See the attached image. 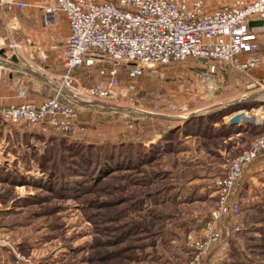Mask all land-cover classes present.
Wrapping results in <instances>:
<instances>
[{"label": "rangeland", "instance_id": "obj_1", "mask_svg": "<svg viewBox=\"0 0 264 264\" xmlns=\"http://www.w3.org/2000/svg\"><path fill=\"white\" fill-rule=\"evenodd\" d=\"M231 1L205 4L217 7ZM206 67L187 59L147 68L132 81L134 90L123 92L126 82L120 83L123 97H118L123 100L108 104L111 109L93 106L97 114L88 127H98V132L104 127L94 144L157 133L158 140L144 147H160L169 123L149 124L147 116L180 122L190 134L180 131L144 164L115 162L95 173L78 168L77 152L63 151L58 141L60 136L74 137L75 120L71 135L0 123V129L37 133L31 142L20 141L21 146L19 141L5 145L0 135V264H190L191 244L204 238L216 207L213 183L229 160L264 138V133L248 130L226 133L221 126L225 117L218 124L206 119L231 96L243 95L247 81L243 72L218 67L221 73L211 89L201 80ZM171 69V74L165 72ZM97 73L82 71L83 84L97 81ZM245 92L255 93L264 104V91L256 87ZM118 128L126 131L111 139ZM6 153L12 154L9 161ZM253 163L242 168L236 194L242 230L232 233L229 225L219 226L220 241L202 256L201 264H264V190L254 183L245 194L244 174Z\"/></svg>", "mask_w": 264, "mask_h": 264}, {"label": "built area", "instance_id": "obj_2", "mask_svg": "<svg viewBox=\"0 0 264 264\" xmlns=\"http://www.w3.org/2000/svg\"><path fill=\"white\" fill-rule=\"evenodd\" d=\"M43 8V25L65 17L70 35L64 43L63 73L53 94L41 104L26 101L16 106L0 103V122L9 126L27 125L41 133L71 135L81 104L105 106L116 100L124 72L128 83L124 92L134 90L133 80L147 68L195 59L207 67L202 82L216 88L222 69H234L247 76L246 90L264 91V81L250 75L257 64V32L264 31V0H234L231 5L209 7L204 0H51ZM17 8L23 5L14 4ZM259 22L257 28L252 22ZM258 29V30H257ZM106 64L97 75L105 82L79 85L74 71L82 67ZM219 70V71H218ZM27 84H18V95L25 98ZM260 102V98H256ZM261 104V103H260ZM243 115L245 123L264 125V104ZM241 122V123H242ZM264 152V138L247 152L229 160L213 186L216 207L202 240L193 242L190 264H201L203 255L220 241L219 226L240 232L242 208L236 194L241 170Z\"/></svg>", "mask_w": 264, "mask_h": 264}, {"label": "crops", "instance_id": "obj_3", "mask_svg": "<svg viewBox=\"0 0 264 264\" xmlns=\"http://www.w3.org/2000/svg\"><path fill=\"white\" fill-rule=\"evenodd\" d=\"M204 1L205 3L209 2L207 0ZM14 4H20L23 7L17 8ZM51 4V0H0V103L3 106H16L24 101L33 105L41 104L53 94L55 83L63 73L64 43L70 35V28L67 20L61 14L55 16L53 24L43 25V8ZM259 26V22L254 21L251 23V27L257 28ZM257 40L258 49L256 56L258 60L255 67L250 71V75L256 80L264 81V31L258 30ZM229 70L237 71L234 69ZM82 71L84 70L74 71V77L79 85H84L85 76ZM165 72L171 74L172 69L165 70ZM96 79L97 81L95 80L93 83L107 81V78H102L98 75ZM118 79L120 83L122 82V85L126 82L125 86L129 82L124 72L119 73ZM21 82L26 83L28 87L24 99H21L18 95V84ZM93 83L91 82V84ZM245 83L247 84L246 80ZM245 91H247L246 85L243 95L239 98L236 95L231 96L228 101L223 103L225 104L224 108L239 104L242 106L240 110L224 118L225 124H229V119L237 113H244L261 105L253 97L255 93ZM120 96L123 97L121 93ZM121 97L114 100L111 106L118 103L119 100H123ZM93 106H96V104H81L75 107L77 108L76 132L74 137H72L73 140L87 141V143L94 144L99 142L104 135L103 125H100V132H98L97 125H95L97 127L95 130L88 127L94 124L92 119L97 114ZM105 106L111 109L108 105ZM96 107L103 106L97 105ZM255 127H263L264 130V125ZM125 131L126 128L122 132L119 131V128L112 130L113 133H110L111 139L118 138ZM36 134L18 128L0 129V135L6 141L5 145L13 141L16 143L19 141L17 144L21 146L22 142L20 141L29 139L28 142H31L33 141L31 138ZM158 138V134L155 133L147 144L155 143ZM9 155L12 154L6 153L4 159ZM7 160L9 161V159ZM244 181L247 184L245 188L246 197L249 187L254 183L264 190V156L257 158L246 169ZM262 196L264 198V193Z\"/></svg>", "mask_w": 264, "mask_h": 264}, {"label": "trees", "instance_id": "obj_4", "mask_svg": "<svg viewBox=\"0 0 264 264\" xmlns=\"http://www.w3.org/2000/svg\"><path fill=\"white\" fill-rule=\"evenodd\" d=\"M104 66L95 65L92 67H82L79 70H90V69H99L103 68ZM241 105H234L228 108H222L216 113L208 116L206 119L209 122H214V124H218V122L223 117L229 116L233 112H236L241 109ZM149 124H161L164 123L169 125L164 128L161 133V145L160 147H151L150 149H146L144 146L147 142H149L154 134L145 136L144 138L135 136H128L126 140H121L118 143H98V144H91L85 141H78L73 140L71 138H67L65 136L59 137V143H62L63 151H67L68 153L77 152L79 157L78 162L76 163L78 168H82L84 170H91L94 169V173L98 170H103L105 167H109L111 164L116 162L117 166L122 164H129L135 165V162H140V164H144L147 161H151V156L154 155L159 149L160 151L163 150L164 145L162 144H170L169 142L176 138L178 133L181 131L184 136H190L189 133L186 131L183 132L180 122L164 120L158 117H150L147 116ZM193 122V119L189 120L188 122H183V127L187 126V124ZM148 124V123H147ZM221 126L226 133H230V135L240 134L241 131H250L256 132V134L263 133V127H251V126H242V125H230L222 123ZM174 134V135H173ZM63 135V134H62ZM147 135V134H146ZM136 142H134V140ZM57 140V139H55ZM165 145V146H167ZM126 147V148H124ZM131 148V150H130ZM105 168V169H107ZM75 171V169H73ZM76 173V171H75ZM95 175V174H93Z\"/></svg>", "mask_w": 264, "mask_h": 264}, {"label": "water", "instance_id": "obj_5", "mask_svg": "<svg viewBox=\"0 0 264 264\" xmlns=\"http://www.w3.org/2000/svg\"><path fill=\"white\" fill-rule=\"evenodd\" d=\"M242 121H243V115L238 113L229 119V124L236 125L238 123H241Z\"/></svg>", "mask_w": 264, "mask_h": 264}, {"label": "bare ground", "instance_id": "obj_6", "mask_svg": "<svg viewBox=\"0 0 264 264\" xmlns=\"http://www.w3.org/2000/svg\"><path fill=\"white\" fill-rule=\"evenodd\" d=\"M247 97V96H246ZM184 119V118H183Z\"/></svg>", "mask_w": 264, "mask_h": 264}]
</instances>
